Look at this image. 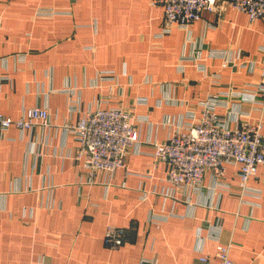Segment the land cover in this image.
I'll return each mask as SVG.
<instances>
[{
	"label": "crops",
	"instance_id": "obj_1",
	"mask_svg": "<svg viewBox=\"0 0 264 264\" xmlns=\"http://www.w3.org/2000/svg\"><path fill=\"white\" fill-rule=\"evenodd\" d=\"M163 16L150 0H0V112L50 114L48 126L0 139V264H203L202 255L219 264L218 245H230L233 264H264V164L249 182L258 195H243L229 165V189L207 174L199 193L172 196L168 165L154 155L209 95L230 100L217 110L232 127L264 121V107L227 93L260 79L264 16L224 6L162 33ZM110 106L144 118L139 144L126 168L88 181L65 125ZM152 213L167 219L153 223ZM108 225L126 230L116 249L104 242Z\"/></svg>",
	"mask_w": 264,
	"mask_h": 264
},
{
	"label": "built area",
	"instance_id": "obj_2",
	"mask_svg": "<svg viewBox=\"0 0 264 264\" xmlns=\"http://www.w3.org/2000/svg\"><path fill=\"white\" fill-rule=\"evenodd\" d=\"M154 6L163 8V31L169 33L174 25L189 29L193 22L202 20L204 11H220L222 7L246 13L251 20L264 16V0H150ZM224 60V53H213ZM199 60L195 55L190 58ZM198 69L206 72L202 65ZM103 80L113 79V73L102 71ZM215 81L218 75L213 76ZM231 97L250 101L264 107V63L260 79L248 91H229ZM218 95H209L203 101L200 112L189 116V121L174 127L173 133L163 142L154 144L157 160L168 165L166 180L171 187V195L178 193L196 194L202 189L207 174L214 178L213 188L226 190L229 185L224 177L229 165L237 167L239 185L243 195L257 194L250 189L249 182L259 165L264 164V121L244 122L232 127L231 117L218 112L221 106H228L230 100ZM76 109V100L71 99L69 111ZM144 118L133 110L121 106L96 108L85 112L76 123H66L65 132L75 136L77 141L75 161L81 162L82 175L88 181L96 180L98 174L112 173L127 167L129 147L139 144L137 123ZM48 126L50 114L46 107L34 106L26 109L18 118L0 112V139L11 127L21 131L33 130L36 125ZM258 195V194H257ZM167 217L152 213L151 221L159 224ZM123 227L108 225L104 242L112 249L125 241ZM219 264H233L230 258V245H218ZM200 261L209 264L207 255ZM142 259L139 264H150Z\"/></svg>",
	"mask_w": 264,
	"mask_h": 264
}]
</instances>
